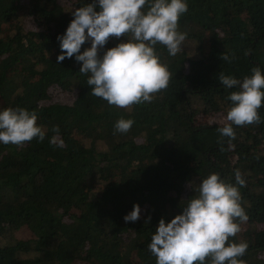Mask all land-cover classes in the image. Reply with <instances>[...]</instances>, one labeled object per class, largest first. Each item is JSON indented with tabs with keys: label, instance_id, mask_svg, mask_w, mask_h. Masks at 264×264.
<instances>
[{
	"label": "trees",
	"instance_id": "obj_1",
	"mask_svg": "<svg viewBox=\"0 0 264 264\" xmlns=\"http://www.w3.org/2000/svg\"><path fill=\"white\" fill-rule=\"evenodd\" d=\"M84 2L0 0V107L35 111L46 130L43 141L0 144V264H155L158 219L209 172L234 183L236 170L247 220L230 239L247 242L243 264H264V103L260 123L233 125L232 138L217 131L235 90L219 75L264 72V0H188L182 51L155 46L168 86L129 110L92 95L79 62L56 64V36ZM120 117L133 120L126 133L114 130ZM53 125L62 147L48 142ZM133 203L139 219L125 222Z\"/></svg>",
	"mask_w": 264,
	"mask_h": 264
},
{
	"label": "clouds",
	"instance_id": "obj_2",
	"mask_svg": "<svg viewBox=\"0 0 264 264\" xmlns=\"http://www.w3.org/2000/svg\"><path fill=\"white\" fill-rule=\"evenodd\" d=\"M188 0H87L72 9V19L56 39L60 51L56 64L65 58L79 62V72L87 74L91 94L109 105L129 110L131 105L150 102L153 94L168 86L167 65L156 54L163 45L170 56L182 51L187 33L178 30V20L187 11ZM118 40L104 47L109 37ZM88 46L81 50L82 44ZM230 60L229 54L221 57ZM219 82L228 93L230 104L217 131L234 137L235 126L260 123L258 109L264 103V72L259 66L238 79L221 73ZM37 114L20 106L0 107V144L22 145L35 138L43 141L46 130L36 123ZM226 121V122H224ZM133 124L128 117L114 121V130L126 133ZM50 144L62 147L59 128H51ZM234 183L217 172L203 176L191 195L179 203L180 211L167 221L161 216L147 244L155 264H243L240 259L247 242L234 241L239 221L247 215L237 186H243L241 173L234 172ZM140 207L133 203L123 215L125 222L139 219Z\"/></svg>",
	"mask_w": 264,
	"mask_h": 264
},
{
	"label": "rangeland",
	"instance_id": "obj_3",
	"mask_svg": "<svg viewBox=\"0 0 264 264\" xmlns=\"http://www.w3.org/2000/svg\"><path fill=\"white\" fill-rule=\"evenodd\" d=\"M60 1H61V3L65 4V2H66L67 0H60ZM199 117H200V119H204L203 116H200V115H199ZM215 119H219V118L217 117V118H215ZM17 236H21V233L18 232V233H17Z\"/></svg>",
	"mask_w": 264,
	"mask_h": 264
}]
</instances>
